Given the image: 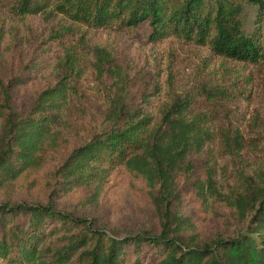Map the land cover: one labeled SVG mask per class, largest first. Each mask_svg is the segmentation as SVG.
<instances>
[{"label":"trees","instance_id":"trees-1","mask_svg":"<svg viewBox=\"0 0 264 264\" xmlns=\"http://www.w3.org/2000/svg\"><path fill=\"white\" fill-rule=\"evenodd\" d=\"M245 1L256 6L247 31ZM12 6L95 28L147 21L152 41L194 42L222 58L264 64V0H13ZM2 35L0 27V54ZM90 50L99 77L111 80L104 120L55 174L64 189L84 188L88 202L98 200L111 176L127 175L130 189L156 205L160 229L120 234L58 207L53 195L47 202L1 200L0 264H264V159L244 157L243 131L220 130L207 108L194 109L193 98L182 94L156 112L151 92L129 96L128 75L108 47ZM64 67L66 75L27 108L18 105L31 86L27 77H0V184L38 162V151L64 119L73 91L68 77L78 72L70 55ZM221 148L229 154L222 168ZM182 198L217 220L227 212L240 226L230 235H204L178 210Z\"/></svg>","mask_w":264,"mask_h":264},{"label":"rangeland","instance_id":"rangeland-1","mask_svg":"<svg viewBox=\"0 0 264 264\" xmlns=\"http://www.w3.org/2000/svg\"><path fill=\"white\" fill-rule=\"evenodd\" d=\"M12 5L13 0L0 3V77L7 80L20 74L30 81L31 86L18 105L27 108L41 90L66 75L67 55L78 72L68 77L73 91H68L64 119L38 151V162L0 184V201L47 202L53 195L58 207L92 217L108 230L115 229L120 234L143 229L159 231L161 216L156 205L130 189L127 175L111 176L98 200L88 202L84 188L64 189L55 174L71 150L104 120L111 80L106 79L110 77L106 74L99 77L95 70L90 50L93 45L108 47L124 68L130 97L137 100L151 92L158 112L177 94L191 96L194 109L207 108L211 122L220 130L234 132L239 127L243 131L247 142L244 157L252 161L264 159V64L222 58L208 46L194 42L172 38L152 41L148 38L151 26L147 21L136 26L114 22L95 28L74 23L58 13L44 14L45 10L19 13ZM245 11V30H252L256 6L245 1ZM228 155L224 148L218 149L221 168ZM182 199L178 210L196 221L204 235H230L240 226L229 220L227 212L217 220L212 211L204 215L198 202ZM187 230L190 233L191 228Z\"/></svg>","mask_w":264,"mask_h":264}]
</instances>
